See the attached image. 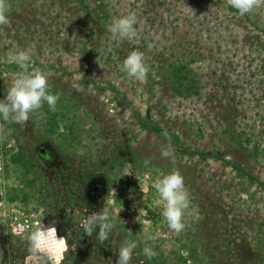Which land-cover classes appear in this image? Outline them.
<instances>
[{"label":"rangeland","instance_id":"rangeland-1","mask_svg":"<svg viewBox=\"0 0 264 264\" xmlns=\"http://www.w3.org/2000/svg\"><path fill=\"white\" fill-rule=\"evenodd\" d=\"M89 3L93 39L84 11L71 0H15L8 7L9 25L0 27V100L21 72L6 64L18 51L30 50L32 69L46 74L51 91L85 110L76 112L82 144L67 152L58 144L64 127L46 134L42 108L23 124L0 120V264H25L14 258L24 247L11 235L17 223L30 232L51 223L61 237L69 235L72 244L61 264H116L125 240L138 244L132 264H147L146 244L157 253V264H264V188L227 164L247 167L264 183V48L255 49L264 35L228 11V0ZM97 4L107 16L100 25L92 21ZM130 14L136 37L113 42L109 25ZM255 15L264 23V0L256 1ZM134 50L144 54L149 68L144 81L121 71ZM175 62L197 73L198 97L170 95L164 73ZM135 112L170 138L141 127ZM233 130L262 155L247 158L232 141ZM169 145L174 155L164 158ZM17 153L27 162L13 161ZM173 170L184 177L190 201L179 234L167 227L154 189L161 173ZM73 173L85 185L102 187L94 204L67 200L62 186ZM106 207L116 224L108 238L114 257L95 251L93 238L83 233L84 221ZM190 247L197 248L194 260Z\"/></svg>","mask_w":264,"mask_h":264},{"label":"clouds","instance_id":"clouds-1","mask_svg":"<svg viewBox=\"0 0 264 264\" xmlns=\"http://www.w3.org/2000/svg\"><path fill=\"white\" fill-rule=\"evenodd\" d=\"M228 5L243 16L255 8L256 0H228ZM9 23L8 5L5 0H0V27ZM136 23V17L132 14L113 19L108 28L112 41L133 40L136 37ZM11 61L21 72L14 79L4 99L0 100V120L23 124L29 120L31 113L41 109L44 104L54 111L60 97L52 93L46 74L32 69L30 50L18 51L11 57ZM121 71L129 78L146 80L149 68L144 63V54L139 50L130 52L121 63ZM173 155L171 145L161 152L164 158H172ZM154 189L163 203L161 215L167 227L177 234L181 233L185 227L183 216L190 205L184 177L176 170L161 173L154 181ZM111 212L106 207L99 214L90 215L83 224L86 235L92 236L95 232L101 242L107 240L116 227ZM147 239L151 240L152 237L148 236ZM27 244L25 264H36L41 260L43 264H52L53 260L55 264H61L62 254L67 247L66 239L57 237L55 226L45 227L41 223L29 233ZM137 247L136 241L125 240L117 250L116 264H132ZM142 255L151 260L157 253L146 244Z\"/></svg>","mask_w":264,"mask_h":264},{"label":"trees","instance_id":"trees-1","mask_svg":"<svg viewBox=\"0 0 264 264\" xmlns=\"http://www.w3.org/2000/svg\"><path fill=\"white\" fill-rule=\"evenodd\" d=\"M14 1L15 0H5L8 7H10V5L14 3ZM71 1L75 2L78 5L76 6L77 8L84 11L85 27L91 34L90 38L93 39L95 35L94 28L92 23H90V21L88 20V17L91 14V11L93 10L91 4L89 3L90 0H71ZM256 1L258 2V0ZM102 8L103 7L98 4L95 7V10L97 11L96 12L97 16L92 21L94 23L98 22V25H100L107 18L105 14L106 12ZM228 11L237 14L236 10L230 8L229 5H228ZM255 11H256V6L250 13L240 16V19L244 20L245 22H247L248 25L258 30L262 35H264V23H262V21L258 17H256ZM259 48H264V44L261 42L260 43L257 42V47H255V49L258 50ZM248 49H251V47H248ZM88 55L89 53L86 52L85 53V56H87L86 58H88ZM6 66L11 68H17V65H15L14 63L6 64ZM261 69H264V65L261 66ZM164 74L166 78L165 80L168 83V91L172 97L187 100L198 97L200 95L201 84L199 81V77L197 73L192 68L189 67L188 64L182 62H175L168 66L167 71H165ZM262 85L264 88V81L262 82ZM52 93L59 95L60 98L57 101V105L54 111L51 110L47 106V104H44L42 107L44 112L48 115L47 120L45 122L47 125L45 129V133L52 136L55 133H57L59 128L63 126L65 130L61 131L59 134V141H58L59 147L64 152L72 151L74 150L75 144L77 146H80L82 144V138L84 134V131H82L83 124L80 122L81 117H79L80 115H76V112L81 111V109H83V111L85 110L82 104L77 100L66 95L55 93L53 91ZM83 111H81V113H83ZM135 114L138 118V122H140L141 127H143L144 129H148L151 133H154L157 136H161V137L163 136L167 139L170 138L169 136L163 133L160 127L148 123L146 117H141L137 112H135ZM71 118H73V120ZM233 131L234 133L233 134L231 133L232 141H234L236 147L242 153H244L247 158H249L250 160L251 159L256 160L262 155V152L259 150L258 146L253 145L250 147L248 145L249 143H247L249 142V139H245L246 141H244L242 136L243 133H238L236 130ZM171 138L173 139L174 142L178 143V139L176 137L171 136ZM198 154L200 157H207L212 155L216 156L215 153H210V152L207 153L198 152ZM11 157L13 161L18 163L27 162V158L23 156V154L21 153H17L15 155H12ZM227 164L233 170H235L240 175V177L246 178L249 182H254L257 185L264 188V183L259 181L258 178L250 170L247 169V167L246 168L240 167L239 164L238 165L232 164L230 162H227ZM81 177L82 175L80 173L79 174L73 173L71 174L68 180L65 178L62 186L65 193V197L67 198V200H70L72 204H76V203L79 205H82L84 203L94 204L96 202L95 200L96 197L101 195L102 187L99 185V183H92L90 186L88 184L85 185L83 184L85 183L84 181L85 179L84 178L81 179ZM48 224L49 226H51V223ZM56 226L58 227V230H60L61 226L60 225L59 226L56 225ZM83 233L84 235H86L85 232ZM62 236L66 239L67 249H69L72 244L71 237L69 235L64 236L63 234ZM90 237L93 238L91 239L94 241L95 251L101 252L102 255L105 256L108 255L113 257L115 256L114 255L115 249L113 246L114 243H112L110 239L105 240L103 244L97 238V234L95 232ZM110 237H113L112 233H110ZM233 248L237 249L238 246L236 245ZM26 249H27L26 246L22 248L20 247V249H18L19 253L15 254L14 256L16 262L17 261L18 263L21 262V260H24L25 256L28 255ZM190 253H191L190 258L194 260L196 258L197 248L190 247ZM95 257H97V259L101 258L100 255H96ZM146 261L147 264L159 263L155 258L151 260L146 259Z\"/></svg>","mask_w":264,"mask_h":264},{"label":"built area","instance_id":"built-area-1","mask_svg":"<svg viewBox=\"0 0 264 264\" xmlns=\"http://www.w3.org/2000/svg\"><path fill=\"white\" fill-rule=\"evenodd\" d=\"M31 216H34V214H31ZM45 227H47V226H45ZM29 232L30 231L28 229V226L25 223H17L11 229V235L14 238H16L22 246H27L25 240L28 237ZM57 237L58 238H61V236L59 235L58 232H57ZM65 251L62 254L63 258H64ZM0 252H1V250H0ZM63 258H62V260H63ZM0 259H1V256H0ZM62 260H61V262H62ZM52 264H55V261L54 260L52 261Z\"/></svg>","mask_w":264,"mask_h":264},{"label":"flooded vegetation","instance_id":"flooded-vegetation-1","mask_svg":"<svg viewBox=\"0 0 264 264\" xmlns=\"http://www.w3.org/2000/svg\"><path fill=\"white\" fill-rule=\"evenodd\" d=\"M36 264H43V260L36 262Z\"/></svg>","mask_w":264,"mask_h":264}]
</instances>
